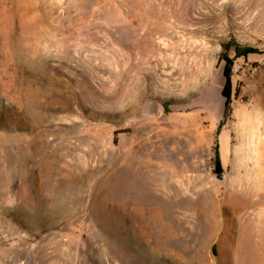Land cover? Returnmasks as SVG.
Instances as JSON below:
<instances>
[{"label":"rangeland","instance_id":"1","mask_svg":"<svg viewBox=\"0 0 264 264\" xmlns=\"http://www.w3.org/2000/svg\"><path fill=\"white\" fill-rule=\"evenodd\" d=\"M0 264H264V0H0Z\"/></svg>","mask_w":264,"mask_h":264},{"label":"trees","instance_id":"2","mask_svg":"<svg viewBox=\"0 0 264 264\" xmlns=\"http://www.w3.org/2000/svg\"><path fill=\"white\" fill-rule=\"evenodd\" d=\"M257 52L256 49H252V48H242L239 46H236L235 49V55L238 57L241 56H246L249 53H254ZM231 63L232 60L228 58V62L226 64L225 67V77L227 78V82H226V86L223 89V96L225 98V114H224V118L226 119L228 117V114L230 112V101H231V79H230V68H231Z\"/></svg>","mask_w":264,"mask_h":264},{"label":"bare ground","instance_id":"3","mask_svg":"<svg viewBox=\"0 0 264 264\" xmlns=\"http://www.w3.org/2000/svg\"><path fill=\"white\" fill-rule=\"evenodd\" d=\"M134 191L137 195L138 198H143L148 196V194L146 193V189L143 185H141L140 183H134ZM172 189V188H171Z\"/></svg>","mask_w":264,"mask_h":264},{"label":"water","instance_id":"4","mask_svg":"<svg viewBox=\"0 0 264 264\" xmlns=\"http://www.w3.org/2000/svg\"><path fill=\"white\" fill-rule=\"evenodd\" d=\"M217 178L219 179L220 182L223 183L225 181V179H226V176L224 174H218Z\"/></svg>","mask_w":264,"mask_h":264}]
</instances>
